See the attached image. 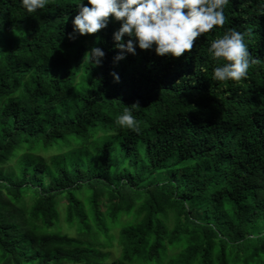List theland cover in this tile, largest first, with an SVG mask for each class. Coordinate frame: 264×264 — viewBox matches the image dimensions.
Masks as SVG:
<instances>
[{
	"label": "trees",
	"instance_id": "obj_1",
	"mask_svg": "<svg viewBox=\"0 0 264 264\" xmlns=\"http://www.w3.org/2000/svg\"><path fill=\"white\" fill-rule=\"evenodd\" d=\"M78 3L0 0V264H264V0H230L190 55L116 62L111 15L68 38ZM230 28L239 83L212 79ZM133 103L139 133L115 123Z\"/></svg>",
	"mask_w": 264,
	"mask_h": 264
},
{
	"label": "clouds",
	"instance_id": "obj_2",
	"mask_svg": "<svg viewBox=\"0 0 264 264\" xmlns=\"http://www.w3.org/2000/svg\"><path fill=\"white\" fill-rule=\"evenodd\" d=\"M26 13L32 14L46 7L47 0H19ZM230 0H83L75 6L72 18L73 34H94L107 26L108 18L119 22V28L112 33L114 47L119 51L113 61L135 55L136 49L153 50L157 56L170 55L172 58L190 55L191 49L202 34L225 23L224 10ZM127 37V39H125ZM208 53L219 66L213 68L212 79L219 82L239 83L248 78L249 66L255 58L244 42L243 33L230 28L222 36L209 42ZM104 51L92 47L85 51L83 62L99 65ZM115 82L119 75L110 73ZM138 103L125 106L115 123L121 128L140 132L139 121L133 115Z\"/></svg>",
	"mask_w": 264,
	"mask_h": 264
},
{
	"label": "rangeland",
	"instance_id": "obj_3",
	"mask_svg": "<svg viewBox=\"0 0 264 264\" xmlns=\"http://www.w3.org/2000/svg\"><path fill=\"white\" fill-rule=\"evenodd\" d=\"M52 153L53 152H50V153H48L47 155H49L50 156V154L52 155ZM42 154H46L45 152H42ZM54 154V153H53Z\"/></svg>",
	"mask_w": 264,
	"mask_h": 264
}]
</instances>
